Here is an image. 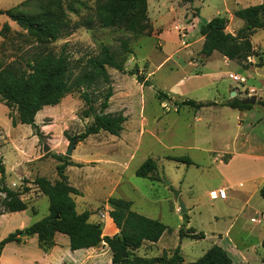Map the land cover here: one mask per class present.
<instances>
[{
	"label": "rangeland",
	"instance_id": "374dc122",
	"mask_svg": "<svg viewBox=\"0 0 264 264\" xmlns=\"http://www.w3.org/2000/svg\"><path fill=\"white\" fill-rule=\"evenodd\" d=\"M49 1L57 13L63 15V20H68L69 25L68 33L50 45L54 51L63 50L68 54L73 64L77 65L79 59L85 60L90 56L97 55L102 45L108 46L118 61L124 58L123 70L107 66V71L111 78L112 88H120L121 105L123 110L127 111L128 117L134 114L135 109L143 111L145 105L143 101H146L145 106L148 113H152V110L154 112L159 111L164 119L166 118L172 123V129L165 134L161 141H148L149 139L145 137L146 140L141 145L137 143V150L133 152L134 156L126 168L123 167L122 169L106 163L100 165L102 169L108 168L112 172H110L109 178L99 183V186L89 184L90 188L84 191L83 202L77 200L79 202L77 211H83L85 201L91 204L92 210L101 209L105 207L103 204L107 202L104 200L105 197L112 196L132 200L134 209L138 210L139 213L163 222L169 228L164 238L159 242L156 241L157 243L152 242L154 244L147 243L148 248H139L135 252L136 256H169L175 247L179 246L180 254L185 262H190L198 259L217 241H219L218 245L227 243L226 239L225 242L217 239L219 233L224 238V222L220 220L216 223L212 219V215L220 213L222 210L216 201L209 199L206 191L218 183V180L213 176L215 165H209L211 158L206 152L188 149V146L196 141L203 144L204 140L201 139L200 135L193 136L185 132V124L192 119L191 115H193L194 110L182 106L178 107L177 111L176 103L181 102L184 97L175 94L185 93L186 96L195 100L213 99L214 97L220 100L221 93L224 91L222 100L218 102L219 106H228L225 103L233 97L243 99L255 95L256 102L250 108L264 113V107L259 103V100L262 99V90L257 87L250 90L252 89L251 86L246 87L234 82L232 73L229 77L233 81L227 76H223L212 86L205 84L207 80L197 78L179 82L183 69L193 73L197 72L199 65L206 60V56L200 51L202 46H200L199 40V20H207L225 14L226 17V4L229 13H232L235 9L259 4L263 0H192L191 2L147 0L148 28L140 33L131 32L120 25L101 27L96 17L99 0ZM36 3L38 0H0V61L4 64L23 65L26 58L37 50L36 45L23 36L26 35L25 31L5 12L11 10L12 12L30 13L37 10ZM196 17L197 26H193L191 22ZM238 21L243 23L242 20ZM227 26H231L229 20ZM188 35L193 36L191 46L193 54L182 56V48H185L189 43ZM250 35L253 36L255 43L259 42L257 49L253 50V55L259 56L256 64L262 65L264 59V27L252 30ZM123 43L126 44L130 53L124 49ZM170 54L171 57L167 58ZM213 57L220 60L223 55L215 52ZM238 64L246 67L245 64L247 63ZM231 69L245 76L247 78L246 85H249L248 72L243 69L223 67L221 71ZM262 69L264 70V66ZM148 73H150V79L144 80ZM227 82L238 84L235 90L231 91H237L239 96L229 95L230 89L227 88L226 90L229 84ZM149 85L151 86L149 87ZM102 87H93L88 90L93 97H99L94 102L96 109L103 99ZM159 91L165 93L166 96L158 98ZM161 104L163 107L159 106ZM220 109L218 106L212 108L217 112L225 111L229 120L232 115L234 117L237 114V110ZM16 116L15 109H9L0 101V155L8 170L23 160V164L30 171L27 177L20 178L17 172L6 174L8 184L20 179L15 188L9 186L17 190H22V187L29 181L33 184V179L39 172H45L42 176L54 180L57 176L55 167L59 163V160L54 157L55 151L58 150L61 155H65L64 153L71 142L66 135L74 136L81 133L93 121L87 105L79 96V92L67 94L59 105L44 107L35 116V127L19 122L13 124L12 118L16 119ZM36 119H38L37 122ZM76 144L77 142H75ZM217 144L219 143L211 142L210 144H203L202 147H211ZM45 145L51 148V151L42 158L34 160V157L44 154ZM105 151H107L105 156L109 158L117 156L115 151H110L109 147ZM213 154L218 153L214 152ZM220 154V158L225 161L226 154ZM184 155L190 156L196 165H185L172 159V157ZM148 157H152L157 164L154 173L158 178L157 181H151L135 174L136 168ZM118 179L119 184H116ZM180 189L182 194L181 196L178 195L176 199L175 192L179 193ZM2 198L3 194L0 192V212L4 210ZM78 198L81 199V196ZM179 200H185L189 203L188 207L192 210L181 213ZM36 209V213L30 212V210L25 212L5 211L0 221V240L6 235L20 230L18 224L21 220L24 224L30 225L35 220L47 216L49 213L48 199L45 195L39 199ZM188 216L190 219L187 224ZM253 225V228L256 227L254 230L248 229L240 235L236 231L232 233V238L236 240L238 248L230 245L227 249L225 245L223 246L231 259V264H264V248L261 245L264 241V220L260 224L255 223ZM181 227L185 232H203L205 237L203 239L183 238L180 244L178 230Z\"/></svg>",
	"mask_w": 264,
	"mask_h": 264
},
{
	"label": "trees",
	"instance_id": "16d2710c",
	"mask_svg": "<svg viewBox=\"0 0 264 264\" xmlns=\"http://www.w3.org/2000/svg\"><path fill=\"white\" fill-rule=\"evenodd\" d=\"M36 4L37 10L30 13L11 10L5 12L25 31L26 35L23 36L37 47L23 65L4 64L0 61V101L9 109H15L17 116L16 119L11 117L12 123L19 122L35 127V115L39 110L59 104L69 93L79 92L93 121L81 133L74 136L66 135L68 140L76 139V142H79L101 130L118 136L123 130L126 116L122 112L106 111L113 94L107 66L123 70L124 58L118 61L109 47L102 45L97 55L85 60L79 59L77 65L73 64L63 50L56 52L50 47L53 42L68 33V20H63V15L57 13L49 0H38ZM146 13L147 0H99L96 8L97 21L101 27L120 25L126 30L138 33L148 28ZM232 13L244 21V26L235 35L226 31L228 18L225 16L217 15L209 20H199V33L204 37L201 53L208 56L217 51L230 60L244 63L253 55L249 40L250 32L264 27V0L259 4L235 9ZM123 44L124 49L130 53L126 44ZM99 86H103V92L101 91L103 99L96 109L94 102L99 97H93L88 90ZM158 96L165 97L166 94L159 91ZM259 103L264 107L263 99H260ZM181 104L190 105L194 109L204 106V103L194 100H184ZM225 105L239 110L251 107L249 104H241L237 97H233ZM54 157L59 160L56 165L57 178L51 181L44 176H37L33 179V184L38 190L49 198V214L23 230L10 233L1 241V245L10 241L23 242L25 238L19 234L24 231L27 236L36 235L39 247L47 249L51 246L54 234L61 232L69 237L71 250L96 247L105 242L111 250L113 264H231L228 253L217 244L212 245L200 258L191 262H184L179 246H176L170 256H136L134 250L141 247L145 241H158L169 228L158 219L134 211L131 201L111 196L107 203L111 208L110 216L119 231L113 236H103L101 220L91 221L90 211L79 213L76 210L73 194H79V191L69 184L64 173L66 166L73 165V161L66 155L55 154ZM172 159L178 163H192L188 156H176ZM156 169L155 160L148 157L135 170V174L157 181L158 178L154 174ZM4 178L5 164L0 155L3 211L15 212L26 209V202L20 198L23 190L9 188L4 183ZM259 193L264 198V186L260 188ZM178 236L180 239L183 237L200 239L204 237V233L185 232L181 227Z\"/></svg>",
	"mask_w": 264,
	"mask_h": 264
},
{
	"label": "crops",
	"instance_id": "0c3cea01",
	"mask_svg": "<svg viewBox=\"0 0 264 264\" xmlns=\"http://www.w3.org/2000/svg\"><path fill=\"white\" fill-rule=\"evenodd\" d=\"M225 11L227 12L226 17L228 18L229 23L231 25L226 27V31L235 35L236 30L244 25V21L240 18L235 17L233 13H229L227 4ZM235 18H237L238 20H242L243 23H240L241 21H238ZM196 19L197 17L193 18V22H191L193 23L192 24L193 26H197V22H195ZM188 38H189L188 41L189 43L185 46V48H182V53H181L182 56H190L191 54H193V49L191 47L193 36L188 35ZM199 40H200V46H202L204 37L201 34L199 35ZM249 40L252 44L253 50H256L258 47L257 44H259V42L255 43L253 41L252 35L249 36ZM215 52L217 51H214L213 53ZM213 53L210 54L209 56L205 55L206 60L203 63H201V65H199V67L197 68L198 70L197 72L193 73L183 69L182 77L179 80V82L181 83V81L183 80H191L197 78V79L207 80L205 81V84L207 83V86H212L216 84L217 80L222 79L223 76H227L228 78H230L229 75L231 73L233 75L234 74L240 75L239 72H236L232 69L221 71L223 67H230L233 69L239 68L248 72L249 85H246V83H244L243 85L246 87L251 86L252 88L257 87L258 89H261L262 90L261 97L264 100V70L262 69V67L264 66V59L262 65H257L256 61L257 59H259L257 58L259 56L252 55L248 57V60L246 61L248 66L242 67L236 61L230 60L225 56H223L222 59L217 60L213 57ZM168 57H171V54L167 56V58ZM190 64L193 66L192 63ZM149 74L150 73L147 74L144 80L150 79ZM150 86L151 85H149V87ZM236 86H238L237 83H229L227 85L226 90L227 88L230 89L228 91L229 95H232L234 93V95L239 96L237 91H231V90H235ZM117 88L116 87L113 88V94L109 99V106L106 111L111 113L122 112L123 115L126 116V121L124 122L123 130L120 132L118 136L111 135L103 130L99 131L96 134H91L82 141L77 142V144L74 145L71 156H69L70 157L69 160L73 161L74 164L66 166L64 173L67 176L69 184L79 191V194L73 196L76 204V210L79 204L77 200L83 202V198H85L84 191L90 188L89 184H94L96 186H99V183H102V181H105L107 178H109V174H111L110 172L112 171L108 168H106V170L102 169L100 165L106 163L112 166L116 165L118 166V168H122V169L123 167L126 168L128 166L129 161L134 156L133 152L137 150V143L141 145L142 142L146 139H149L148 141H152V140L161 141L165 137V134L169 133L170 130L172 129V123L168 119L166 118L164 119L161 113H159V111L154 112V110H152V113L151 112L148 113L147 107L145 106L146 101H143V104H145L143 106V111L135 109L134 114H132L131 117H128L127 111L123 110V107L121 105L122 99L119 91L120 88L119 89ZM142 88H144V86H142ZM223 93L224 91L221 93L220 100H217L216 99L217 97H214L213 99L195 100L193 98L186 96L185 93L184 94L171 93V94L184 97L182 101L194 100L196 102L204 103V106H202L201 108L194 109L190 105H182L181 104L182 101H181L179 103H176L177 105L175 108L178 111V107L180 108L184 106L187 108H192L194 110L193 115H191L192 119H190L188 123L185 124V132L187 134L193 136L200 135L201 139L204 140L203 144H210L211 142L219 143L216 146L202 147L203 144L198 143L196 141L194 144L189 145L188 149H196L198 151L201 150L206 152L211 158L209 165L210 166H212L213 164L215 165V172L213 173V176L218 180V183L216 186H212L206 191L209 196V199L211 201H216V203L219 204L220 209L222 210V212L220 213H214L212 215V219L216 223L220 220H223L224 238L222 237V234L219 233L217 234L218 236L217 239L221 240L222 242H225L226 239L227 243H224V245L228 249L230 245L231 247L238 248V246L236 245L237 244L236 240L232 238V233L234 231H236L240 235L241 233L245 232L248 229L250 231L254 230L256 227L253 228L254 226L253 224L255 223L260 224L262 220H264V198L259 193L260 188L264 186V113L258 112L253 108L239 110L237 108H232L224 105L219 106L218 102L222 100ZM162 97L158 96V98H162ZM117 106H119V108H117ZM159 106L163 107V104ZM215 106L220 107L222 110L223 108L237 110V114L234 117L232 115L231 119L229 120V118L227 117V113L225 111L217 112L212 110V108ZM41 110H39L38 112H40ZM37 121L38 119H36V122ZM133 135L135 136L134 138L135 140L133 139ZM105 142H109V143H105ZM108 147L110 151H115V153L117 154L115 158H109L105 156L107 153V151L105 150ZM50 151L51 148H49L48 152ZM48 152H44V154L34 157V160H37L38 158H42ZM214 152H217L218 154H213ZM220 153L226 154L225 161L220 158L221 156ZM55 154L61 155L60 151L58 150L55 151ZM184 156H188V155H184ZM188 157L191 159L192 163L191 164L182 163V164L196 165V162L193 161V159L190 156ZM15 172L19 174V178L23 176L27 177L28 174H30V171L23 164V160L15 164L14 166H11L9 170L5 165L4 179L8 187L11 186L15 188V186L19 184L20 179L18 181H12L11 184H8L6 182V174L7 173L11 174ZM42 174H45V172L44 173L39 172L37 176H42ZM56 178H54V180ZM116 184H119V179L116 181ZM222 187L226 188L227 195L225 199L212 198L210 196V193L212 191H215ZM22 188H23L22 189L23 192L20 195V198L21 200L26 202L27 208L15 212H25L30 210V212L36 213L37 211L36 204L44 194H42L38 190V188L34 184H32L31 181L27 182V184ZM13 190H17V189H13ZM181 194L182 191L180 189L178 195L181 196ZM79 196H81V199L78 198ZM108 197L109 196H106L104 200L106 201ZM47 199H48V210H49V198L47 197ZM122 199L128 200L127 198H122ZM129 201H131L132 203V209L138 212V210L134 209L133 207L134 202L132 200ZM183 202L187 208V212H189L191 209V208L189 209L188 207L189 203L185 202V200H183ZM90 205L91 204L85 201V206L82 210L90 211L92 213L89 217L91 221L101 220L102 235L113 236L114 234L118 233L119 229L117 228L112 217L110 216L111 208H108L110 207L109 204L105 202L103 204L105 207L98 210H92ZM104 210L106 212L105 218L99 219L98 213ZM3 213L4 211L0 212V221L2 219ZM44 217L45 216L39 218V220ZM189 219L190 218L188 216V218L186 219L187 224L189 222ZM39 220H35V222ZM30 225L24 224L21 220L20 224H18V228L20 230H23L24 228ZM189 228H193V227H189ZM166 232H168V230L163 232V234L161 235V237L158 239L157 242H159L162 238H164ZM21 237L25 238L23 242L17 243L15 241H10V242H6L3 245L0 244V264H113L111 262V257H112L111 250L105 242H103L102 244L96 247L71 250L69 237L64 233L56 232L53 236L51 246L47 249H42L38 245V240L36 235H30V236L26 235ZM4 238L0 240V243ZM183 238H188V237H183ZM147 243L154 244L152 242L145 241L141 245V247L146 248ZM179 243L180 244L182 243L181 239ZM218 243L219 241L216 242L217 245ZM224 245L219 244V246H222V248ZM261 245L264 248V241H262ZM138 249L134 250V253L137 252Z\"/></svg>",
	"mask_w": 264,
	"mask_h": 264
},
{
	"label": "water",
	"instance_id": "95a60500",
	"mask_svg": "<svg viewBox=\"0 0 264 264\" xmlns=\"http://www.w3.org/2000/svg\"><path fill=\"white\" fill-rule=\"evenodd\" d=\"M232 95H234V93ZM240 102H241V104L252 105V104H254L256 102V96L252 95V96H249V97H245L243 99H240ZM75 142H76V139H73L70 142V144L68 146V149L64 153L66 156H71V153H72V150L74 148ZM48 150H49V147L47 145H45L44 148H43V151L44 152H48ZM178 194L179 193L175 192V198L176 199L178 197ZM179 209H180L181 213H186V211H187V208H186L185 204L181 200H179ZM19 235L20 236H26V232H21Z\"/></svg>",
	"mask_w": 264,
	"mask_h": 264
},
{
	"label": "built area",
	"instance_id": "2783aa9c",
	"mask_svg": "<svg viewBox=\"0 0 264 264\" xmlns=\"http://www.w3.org/2000/svg\"><path fill=\"white\" fill-rule=\"evenodd\" d=\"M232 79L235 82L239 83V84L246 83V78L244 76H241V75L234 74V75H232ZM250 90H254V89L252 88ZM226 195H227L226 188H224V187L219 188V189H217L215 191H212L210 193V196L212 198H219V199H225L226 198ZM108 208H110V207H108ZM105 214H106L105 210L104 211H101V212L98 213V217L100 219H103V218H105Z\"/></svg>",
	"mask_w": 264,
	"mask_h": 264
}]
</instances>
